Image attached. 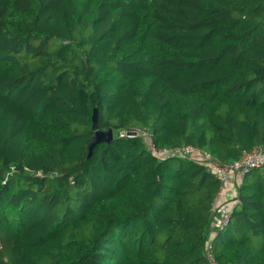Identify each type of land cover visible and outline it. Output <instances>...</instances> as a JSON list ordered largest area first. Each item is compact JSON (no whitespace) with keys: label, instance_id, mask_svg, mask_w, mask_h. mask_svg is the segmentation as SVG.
Returning <instances> with one entry per match:
<instances>
[{"label":"trees","instance_id":"obj_1","mask_svg":"<svg viewBox=\"0 0 264 264\" xmlns=\"http://www.w3.org/2000/svg\"><path fill=\"white\" fill-rule=\"evenodd\" d=\"M151 145L264 147V0H0V264H264V168L218 228L222 183Z\"/></svg>","mask_w":264,"mask_h":264},{"label":"built area","instance_id":"obj_2","mask_svg":"<svg viewBox=\"0 0 264 264\" xmlns=\"http://www.w3.org/2000/svg\"><path fill=\"white\" fill-rule=\"evenodd\" d=\"M140 135L144 137L147 141H149V133L147 130H138L135 132H125L121 134V137L133 138L134 136ZM150 142V141H149ZM151 152L158 156L161 159L171 156H180V157H188V158H198L202 162H204L215 178L222 183V186L230 181L233 175L238 174L241 178H243L247 173L252 170L263 169L264 168V147L257 146L249 152H244L242 156L235 161L229 162L224 165L217 164L215 161L210 159V156L206 153H202L200 149L193 146H185L182 148H178L175 150H166V149H157L153 145H151ZM222 195L221 193L218 195L216 199V203L221 201ZM229 211L218 205L214 206L213 213L221 214V220H217L216 227L220 228L228 222ZM215 217V216H214Z\"/></svg>","mask_w":264,"mask_h":264},{"label":"crops","instance_id":"obj_3","mask_svg":"<svg viewBox=\"0 0 264 264\" xmlns=\"http://www.w3.org/2000/svg\"><path fill=\"white\" fill-rule=\"evenodd\" d=\"M242 182H243V178H241L238 174L233 175L232 179L222 186V190H221L222 199L221 201L217 202L216 205H218V207H221L223 209L225 208L228 212L229 207L231 206V199L236 196L237 187H239L242 184ZM214 216L216 222L217 220L223 219L221 214H214ZM215 225H217V223Z\"/></svg>","mask_w":264,"mask_h":264},{"label":"water","instance_id":"obj_4","mask_svg":"<svg viewBox=\"0 0 264 264\" xmlns=\"http://www.w3.org/2000/svg\"><path fill=\"white\" fill-rule=\"evenodd\" d=\"M93 131H94V137L89 144V156H91L93 148L102 143H112L114 140L113 130L107 129V130H100L98 127V111H94L93 115Z\"/></svg>","mask_w":264,"mask_h":264}]
</instances>
